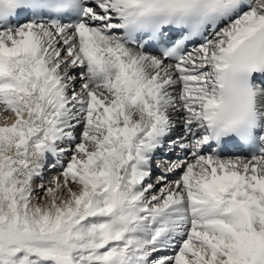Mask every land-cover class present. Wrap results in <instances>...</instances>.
Wrapping results in <instances>:
<instances>
[{
    "label": "snow or ice",
    "instance_id": "1",
    "mask_svg": "<svg viewBox=\"0 0 264 264\" xmlns=\"http://www.w3.org/2000/svg\"><path fill=\"white\" fill-rule=\"evenodd\" d=\"M0 264H264V0H0Z\"/></svg>",
    "mask_w": 264,
    "mask_h": 264
},
{
    "label": "bare ground",
    "instance_id": "2",
    "mask_svg": "<svg viewBox=\"0 0 264 264\" xmlns=\"http://www.w3.org/2000/svg\"><path fill=\"white\" fill-rule=\"evenodd\" d=\"M0 123H2V117H0Z\"/></svg>",
    "mask_w": 264,
    "mask_h": 264
}]
</instances>
